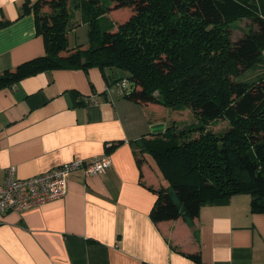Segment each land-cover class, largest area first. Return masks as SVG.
Here are the masks:
<instances>
[{
	"label": "crops",
	"instance_id": "obj_1",
	"mask_svg": "<svg viewBox=\"0 0 264 264\" xmlns=\"http://www.w3.org/2000/svg\"><path fill=\"white\" fill-rule=\"evenodd\" d=\"M36 1L0 0V75L46 54L34 13L22 15ZM123 13L108 16L117 23ZM88 30H72L70 46H89ZM106 74L60 69L0 88V184L12 167L26 179L74 160L112 161L105 174L73 173L62 199L0 214V264H264V214L251 211L249 194L204 205L192 221L153 222L149 187L169 183L152 157L139 166L135 148L173 117L130 101L128 85L114 82L126 76Z\"/></svg>",
	"mask_w": 264,
	"mask_h": 264
},
{
	"label": "trees",
	"instance_id": "obj_2",
	"mask_svg": "<svg viewBox=\"0 0 264 264\" xmlns=\"http://www.w3.org/2000/svg\"><path fill=\"white\" fill-rule=\"evenodd\" d=\"M123 9L129 18L114 23L109 12ZM31 12L46 54L1 74L0 88L60 69L95 67L110 81L106 71L120 69L128 75L114 82L132 85L130 101L192 111L194 122L136 144L139 166L152 157L169 183L149 187L153 222L192 221L204 205L241 194L264 214V73L238 79L264 69V1L38 0L24 4L22 15ZM245 19L258 29L231 44L229 26ZM83 24L89 46L73 48L69 33ZM219 121L228 127L215 131Z\"/></svg>",
	"mask_w": 264,
	"mask_h": 264
},
{
	"label": "built area",
	"instance_id": "obj_3",
	"mask_svg": "<svg viewBox=\"0 0 264 264\" xmlns=\"http://www.w3.org/2000/svg\"><path fill=\"white\" fill-rule=\"evenodd\" d=\"M118 85L124 89L128 81L123 80ZM93 101L97 102L96 97H93ZM111 166V158L104 155L90 161L74 160L26 179L18 178L15 167H12L6 180L0 184V214L23 213L62 199L68 193L69 180L73 173L82 171L86 176H96L105 174Z\"/></svg>",
	"mask_w": 264,
	"mask_h": 264
},
{
	"label": "rangeland",
	"instance_id": "obj_4",
	"mask_svg": "<svg viewBox=\"0 0 264 264\" xmlns=\"http://www.w3.org/2000/svg\"><path fill=\"white\" fill-rule=\"evenodd\" d=\"M264 1V0H262ZM120 11H124L125 13H123L122 16H118L119 22H123L124 20H126L129 16H128V11L127 10H120ZM130 15V13H129ZM258 24L254 23L252 20L250 19H245L242 21H237L235 23H232L229 26L228 29V36H229V41L231 44L237 43L241 38L244 37L245 34L249 33L250 30L252 29H258ZM81 32L84 33V35L86 36V29H81L79 30V33L82 34ZM89 36V30H88V34ZM83 39L82 35H81V40ZM89 41V40H88ZM81 42H86V38L84 37L83 41ZM116 71L119 73V76H126L128 75V73L120 70V69H116ZM264 73V69L260 68L257 69L255 71H247L245 72L241 77H239V80H244V81H254L257 80V78L262 75ZM128 88L131 89L132 85H130V83L128 84ZM167 109V115L173 117V121L172 123L177 124V126L179 127H183L186 124H190L192 122H194V115L192 113V111L190 109H186L183 111H179V110H173L171 108H166ZM171 123V124H172ZM228 127V123L225 121H219L216 124L212 125V128L215 131H223ZM172 190V189H171ZM174 191V190H173Z\"/></svg>",
	"mask_w": 264,
	"mask_h": 264
}]
</instances>
